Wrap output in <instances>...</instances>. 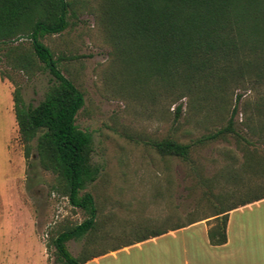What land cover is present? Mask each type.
<instances>
[{
  "label": "rangeland",
  "instance_id": "1",
  "mask_svg": "<svg viewBox=\"0 0 264 264\" xmlns=\"http://www.w3.org/2000/svg\"><path fill=\"white\" fill-rule=\"evenodd\" d=\"M76 1L70 26L42 41L84 96L75 123L90 135L91 161L99 169L97 179L81 192L91 193L96 206L89 252L111 250L127 239L211 215L215 200L208 191L235 186L220 176L233 162L230 156L239 164L244 146L232 136L196 143L226 124L219 99L201 101L197 92L175 100L162 95L156 84L137 80L107 36L99 0ZM23 42L27 47L29 42ZM0 69V264H22L30 257H37L38 264H65L51 239L84 221L88 211L71 205L57 190L55 175L38 161L35 141L30 143L32 156L25 157L13 110L16 89L25 104L35 106L54 77L46 68L26 73L6 62ZM237 93L243 90L236 85L226 90L230 105ZM221 115L225 117L218 120ZM242 118L239 112L235 126L249 137ZM163 137L192 144L190 161L163 160L151 145ZM84 243L85 238L70 239L66 246L78 256Z\"/></svg>",
  "mask_w": 264,
  "mask_h": 264
},
{
  "label": "trees",
  "instance_id": "2",
  "mask_svg": "<svg viewBox=\"0 0 264 264\" xmlns=\"http://www.w3.org/2000/svg\"><path fill=\"white\" fill-rule=\"evenodd\" d=\"M76 0H0V66L30 73L44 68L53 82L35 106L27 105L18 89L13 95V110L26 158L32 156L31 142L44 170L55 175L56 188L71 205L84 208L89 216L59 232L51 239L57 255L65 264H87L110 249L90 253L88 245L95 230L96 206L91 193H81L94 182L99 169L91 161L90 135L79 129L76 115L84 103L82 91L58 69L57 60L42 41L60 34L70 26ZM100 21L119 53L121 62L137 80L156 84L162 95L175 100L199 92L201 101L219 99L227 114L226 124L204 134L196 143L204 144L232 136L244 142L242 157L221 174L232 182V189L212 193L215 203L209 216L153 230L127 239L116 248L165 234L209 219L208 241L226 243L228 212L264 199V0H99ZM23 41H28L24 46ZM1 76V69H0ZM230 85L239 86L234 104L226 98ZM247 92V93H246ZM179 106H177V110ZM241 124L251 140L235 126ZM221 113V114H223ZM224 116H218V120ZM162 159L190 161L192 144L172 137L152 141ZM218 182V181H217ZM85 238L78 256L66 242ZM112 250V249H111Z\"/></svg>",
  "mask_w": 264,
  "mask_h": 264
},
{
  "label": "crops",
  "instance_id": "3",
  "mask_svg": "<svg viewBox=\"0 0 264 264\" xmlns=\"http://www.w3.org/2000/svg\"><path fill=\"white\" fill-rule=\"evenodd\" d=\"M211 220L159 234L143 241L112 248L87 264H264V199L228 212L227 241L211 245L207 230ZM191 231L192 234L177 235ZM174 241L162 243V239ZM17 257V255H16ZM22 264H38L33 261Z\"/></svg>",
  "mask_w": 264,
  "mask_h": 264
}]
</instances>
